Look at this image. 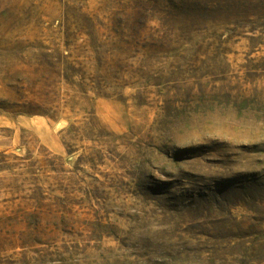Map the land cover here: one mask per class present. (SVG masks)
<instances>
[{
    "label": "rangeland",
    "instance_id": "374dc122",
    "mask_svg": "<svg viewBox=\"0 0 264 264\" xmlns=\"http://www.w3.org/2000/svg\"><path fill=\"white\" fill-rule=\"evenodd\" d=\"M0 264H264V0H0Z\"/></svg>",
    "mask_w": 264,
    "mask_h": 264
}]
</instances>
